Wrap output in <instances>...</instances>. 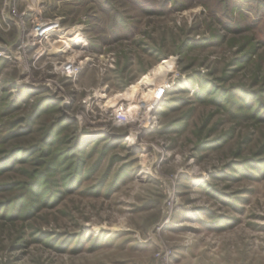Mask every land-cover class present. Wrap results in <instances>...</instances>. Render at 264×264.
<instances>
[{
    "label": "rangeland",
    "instance_id": "rangeland-1",
    "mask_svg": "<svg viewBox=\"0 0 264 264\" xmlns=\"http://www.w3.org/2000/svg\"><path fill=\"white\" fill-rule=\"evenodd\" d=\"M221 2L0 0V137L15 124L0 159L18 149L0 183L29 182L43 151L63 159L39 179L48 206L2 210L0 264H264V118L215 102L219 87L264 90V16ZM247 42L262 62L239 63Z\"/></svg>",
    "mask_w": 264,
    "mask_h": 264
},
{
    "label": "trees",
    "instance_id": "trees-1",
    "mask_svg": "<svg viewBox=\"0 0 264 264\" xmlns=\"http://www.w3.org/2000/svg\"><path fill=\"white\" fill-rule=\"evenodd\" d=\"M235 8H239L240 13H242L243 15H245L246 17H248L247 13L248 11H253L254 14H256V18L258 19L259 17L264 16V0H223V2H221L219 5H216V7L214 8L213 12H216L217 10H221L223 12V14L226 16H231L233 15V11ZM248 10V11H246ZM257 19H251L252 21V25L250 26H256L259 22V20ZM227 29L226 30H231V26L227 25V24H223ZM211 30V29H210ZM212 33L215 32V34H217V32L215 30L211 31ZM217 37V35H215ZM211 39H209V41L207 43H210ZM214 40V39H213ZM263 40H264V36H263ZM215 41V40H214ZM213 41V42H214ZM221 41V39H220ZM249 47L247 48V51L244 53L241 61H239V63H245V62H252V57L255 56L256 60H255V64L257 62H262V56L261 54H257L256 52V46L254 44H252L251 42H247ZM247 43L244 44L243 48L247 47ZM264 43V42H263ZM262 69L260 68V66L258 67V70L254 76V78L256 79V81H258L259 79H264V73H262L261 71ZM205 87L203 88H209L208 85H212V83L210 82H204L203 83ZM237 86V85H236ZM205 91L201 92L199 95H204ZM216 99L215 102L219 103L220 105H230V111L232 113V110H243L245 112H249V114L253 117H258V118H264V90L261 91H255L253 89L249 88H245L244 85H238L237 87H230L228 90L225 89H221L219 87V91L216 94ZM236 95L239 96L238 100L235 101V99H233ZM228 96V97H227ZM262 96V97H260ZM40 110L39 106L37 107V109L35 110L34 115H36L37 111ZM241 114V113H240ZM245 114V113H244ZM262 115V117H261ZM34 117L31 118V120ZM12 121H6L3 123L2 128L3 129H8L7 132L5 134H3L0 137V141H5L8 140V138H10V136L14 133L15 130H11V127H14L15 124L13 126H11ZM16 123V121L14 122ZM1 129V128H0ZM58 131L57 127L52 124L49 126L48 130H47V137H46V142L53 140L56 137V132ZM41 145V143H40ZM17 146L16 148L14 147V150L8 154V158L5 159H0V167H1V162H6L7 160H9L12 156H13V152H17ZM46 150V149H44ZM50 152V150H46L43 151L40 155V159L38 158V162L41 163V165L43 166L42 170H38L34 173H32L31 176V180L27 183L21 184V183H17V182H13L12 184H5V183H0V188H4V190H8L13 188V186H17L19 184H21V186L24 187V190L22 193H18L16 198L12 199L10 202H7L6 204L2 205L0 203V217L3 216V209L5 207H12L14 205H17V210L20 211L21 210V206L28 204V212L26 213V215L28 214L30 216V214L32 212H36L38 210V208L41 206H48V202L51 200V198L53 197V195H50L47 193V195H45V198L42 200V203L38 206L36 205V200L37 196L40 197V193H41V188L39 187V179L45 177L46 175L52 174V172L54 170H56L58 165V161L62 162L63 159L60 160V158L58 157L59 155H56L55 159H50L47 161H43L44 160V156L46 153ZM66 152V151H65ZM72 153H76V150L74 149L73 151L68 150L67 154L68 156H72ZM12 154V155H11ZM48 155V154H47ZM76 156L77 161L80 160L78 158L77 155ZM4 160V161H3ZM42 160V161H41ZM56 160V161H55ZM247 162H252V160H248ZM247 162H245V164H247ZM254 165V164H253ZM79 166V167H78ZM76 170L71 172L69 176H71L72 180H74L73 182H76V179L80 176L81 174V167L80 165H78ZM1 170V168H0ZM72 183L68 184L71 185ZM51 184H49V188ZM73 186V185H72ZM71 187V186H70ZM50 190V189H49ZM32 195L36 196L35 198L32 197ZM34 199V200H33ZM2 205V206H1ZM20 209V210H19ZM30 209V210H29Z\"/></svg>",
    "mask_w": 264,
    "mask_h": 264
},
{
    "label": "bare ground",
    "instance_id": "bare-ground-1",
    "mask_svg": "<svg viewBox=\"0 0 264 264\" xmlns=\"http://www.w3.org/2000/svg\"><path fill=\"white\" fill-rule=\"evenodd\" d=\"M45 29V30H44ZM41 30H44L42 33H45L46 35L47 34H50V32L51 33H54V32H57V26L56 27H43L42 29H40L39 31H41ZM39 33V32H38ZM40 34V33H39ZM40 36V35H39ZM75 38H78V33L75 31V30H72V31H67V35L66 36H62V38H60V40H58V43H59V45H57V47L56 48H58L60 51H53V54H56V53H58V52H67V49H65L64 47H66L67 45H69V43L70 42H68V41H72L73 39H75ZM67 44V45H66ZM72 66H70L69 68H71ZM167 69V66L164 68V70H166ZM167 71V70H166ZM68 72H70L71 73V71H68ZM162 72V71H161ZM161 72H160V74H161ZM159 73V72H158ZM144 82H139L138 84H136V85H133L132 87H131V89L127 92V94L128 93H133L132 95H135L136 96V94H137V92L139 93L140 92V88H141V86H142V84H143ZM127 94H121V96H119V101L118 102H121V104H124L125 103V101H128L129 100V95H131V94H129L128 95V97L129 98H127L126 96H127ZM142 94H143V92H142ZM144 95V94H143ZM146 95V94H145ZM135 96H133V98H135ZM145 97V96H144ZM147 97V96H146ZM148 97H149V95H148ZM137 99V98H136ZM139 101V100H138ZM140 129H142L141 127H140Z\"/></svg>",
    "mask_w": 264,
    "mask_h": 264
},
{
    "label": "built area",
    "instance_id": "built-area-1",
    "mask_svg": "<svg viewBox=\"0 0 264 264\" xmlns=\"http://www.w3.org/2000/svg\"><path fill=\"white\" fill-rule=\"evenodd\" d=\"M22 1H23V2H26V1H28V0H22ZM29 10H30V11H29ZM28 11L34 13L35 21H38V20H37V16H39L40 13H36V11H35L34 9H27L26 12H24V13L21 14V16H25V15L27 14ZM40 15H41V14H40ZM38 22H39V21H38ZM34 25H35V24H34ZM38 26H39V25H38ZM58 26H59V25H58ZM42 28H43V27H42ZM42 28H41V29H42ZM39 30H40V29H39ZM39 30H38L36 33H33V32H32V34H33L34 37L37 36L36 39L39 38V40H41L42 37H39V36H38V32H39ZM42 31H43V30H41L40 32H42ZM40 32H39V33H40ZM36 34H37V35H36ZM30 35H31V33H30ZM47 35H50V36H51L52 34H47ZM47 35H44L43 37H45V36H47ZM33 36H32V37H33ZM45 38H46V37H45ZM162 264H170V263H169L167 260H165V261L162 262Z\"/></svg>",
    "mask_w": 264,
    "mask_h": 264
}]
</instances>
